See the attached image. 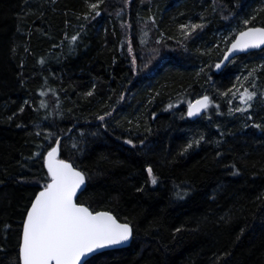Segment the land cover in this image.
Returning a JSON list of instances; mask_svg holds the SVG:
<instances>
[{
  "label": "trees",
  "instance_id": "16d2710c",
  "mask_svg": "<svg viewBox=\"0 0 264 264\" xmlns=\"http://www.w3.org/2000/svg\"><path fill=\"white\" fill-rule=\"evenodd\" d=\"M245 19L264 27V7L0 0V264H19L23 220L57 137L59 158L86 177L76 202L133 227L129 246L89 264H264V48L214 71L234 37L222 47L225 32ZM191 24L203 27L186 37L180 25ZM244 73L257 96L239 112L229 90ZM205 95L208 108L189 117V101Z\"/></svg>",
  "mask_w": 264,
  "mask_h": 264
},
{
  "label": "snow or ice",
  "instance_id": "6c2138e0",
  "mask_svg": "<svg viewBox=\"0 0 264 264\" xmlns=\"http://www.w3.org/2000/svg\"><path fill=\"white\" fill-rule=\"evenodd\" d=\"M90 7L95 9L97 5ZM242 23L244 29L236 33L230 46L224 52V60L215 65L217 69L225 61L230 60V54L264 45V27L250 26L248 19L243 20ZM202 27L203 25L200 24L180 25L182 34L186 37ZM76 39L75 35L71 37L72 41ZM227 39L228 37H225L226 41ZM129 51L131 52V47ZM133 64L135 65V59ZM252 75L253 72H250L249 76ZM237 81L239 82V77ZM229 91L234 96L239 92L238 98L242 107L235 109L239 112L250 109L257 96L254 90L250 91L248 88H244L242 92L239 89ZM41 95L44 93L42 92ZM210 103L211 100L207 95L196 99L195 102L189 101L187 115L191 117L199 114L202 109H207ZM40 106L46 107V103L41 101ZM167 107L172 108L173 105L169 104ZM108 115L110 113L106 112L98 119L103 121ZM255 127L261 128L262 126L257 124ZM203 139L204 137L201 136L199 140L189 142L185 151L193 147V143L198 145ZM126 143L131 145L133 141L128 140ZM60 145L61 140L57 137L56 146L50 147L43 157L48 182L41 191L35 194L31 206L27 208V214L23 220L22 238L19 243V264H89V255L95 254L100 249L125 243L133 235V227L127 222L120 223L111 212H93L84 204L75 202L74 197L77 195V190L85 183L86 177L71 163L59 159ZM72 147L76 148V145L73 144ZM147 173L151 183L155 185L158 181L150 166L147 168ZM184 194L186 193L177 192V196L181 198Z\"/></svg>",
  "mask_w": 264,
  "mask_h": 264
},
{
  "label": "water",
  "instance_id": "95a60500",
  "mask_svg": "<svg viewBox=\"0 0 264 264\" xmlns=\"http://www.w3.org/2000/svg\"><path fill=\"white\" fill-rule=\"evenodd\" d=\"M253 27H262V26H253ZM243 30V29H242ZM234 38H235V36H234ZM233 38V39H234ZM232 39V40H233ZM231 40V41H232ZM230 44H231V42L228 44V46H227V48L230 46ZM227 48L225 49V51L227 50ZM264 48V45H262V46H260L259 48H250V49H247V50H244V51H236L234 54H230V60H228V61H225L224 62V64H222L221 65V67L219 68V69H217L216 67H214V71L217 73V72H220V71H222L234 58H236L237 56H239V55H242V54H247V53H249V52H252V51H259V50H261V49H263ZM224 51V52H225ZM224 52H223V54L221 55V58H220V60L217 62V63H219L221 60H224ZM216 63V64H217ZM200 97H202V96H200ZM200 97H198V98H200ZM198 98H196V99H198ZM196 99H194L192 102H195V100ZM205 109H202L201 110V112L202 111H204ZM186 112H187V109H186ZM200 112V113H201ZM199 113V114H200ZM199 114H196V115H194V116H191V117H196V116H198ZM54 146H56V143H55V145ZM47 154V153H46ZM45 154V155H46ZM58 156H59V154H58ZM59 159H61V158H59ZM62 160H64V159H62ZM68 162V161H67ZM70 163V162H69ZM74 167V166H73ZM46 168V167H45ZM46 170H47V168H46ZM78 170V169H77ZM78 171H80V170H78ZM85 184H86V181H85V183L83 184V185H81V187H80V189H78L77 190V195H76V197H74V200H75V202H76V199H77V197H78V195L82 192V190L84 189V187H85ZM42 189H40L39 191H41ZM38 191V192H39ZM37 192V193H38ZM34 198H35V196H34ZM33 198V199H34ZM77 203V202H76ZM30 206H31V204H30ZM29 206V207H30ZM92 211V210H91ZM99 211H104V212H108V211H105V210H98V211H93V212H99ZM26 214H27V212H26ZM25 217H26V215H25ZM119 221V220H118ZM120 223H125V222H122V221H119ZM22 230H23V224H22ZM22 230H21V238H22ZM21 238H20V240H21ZM131 240H132V237L129 239V241H127V242H125V243H122V244H120V245H114V246H111V247H108V248H104V249H100V250H98L95 254H91V255H89V257H88V259L90 258V257H92L93 255H96V254H98V253H101V252H104V251H107V250H113V249H120V248H124V247H127V246H129V244H130V242H131ZM83 259V258H82Z\"/></svg>",
  "mask_w": 264,
  "mask_h": 264
},
{
  "label": "rangeland",
  "instance_id": "374dc122",
  "mask_svg": "<svg viewBox=\"0 0 264 264\" xmlns=\"http://www.w3.org/2000/svg\"><path fill=\"white\" fill-rule=\"evenodd\" d=\"M256 3L258 4V5H260L261 6V8H263L264 7V0H256ZM235 30V27L234 28H228V30L225 32V36H224V40H223V42L221 43V44H223V45H221L222 47L225 45V37H228V39L230 38V36L231 35H236V33L238 32H236V30ZM242 30V29H241ZM231 34V35H230ZM234 38V37H233ZM233 38H231V39H227L228 40V43L224 46V49H226L227 48V46H228V44L231 42V40L233 39ZM225 51V50H224ZM247 74L248 73H244L243 75L245 76H243L244 77V79H242L240 82H239V84H238V86H237V88L236 89H241V88H244L245 86H246V82H244V81H247ZM199 97V96H198ZM194 99V98H193Z\"/></svg>",
  "mask_w": 264,
  "mask_h": 264
},
{
  "label": "bare ground",
  "instance_id": "6f19581e",
  "mask_svg": "<svg viewBox=\"0 0 264 264\" xmlns=\"http://www.w3.org/2000/svg\"><path fill=\"white\" fill-rule=\"evenodd\" d=\"M241 31V30H240Z\"/></svg>",
  "mask_w": 264,
  "mask_h": 264
}]
</instances>
